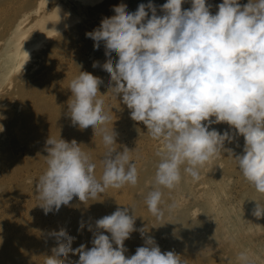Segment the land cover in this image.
Returning a JSON list of instances; mask_svg holds the SVG:
<instances>
[{"label": "clouds", "instance_id": "clouds-1", "mask_svg": "<svg viewBox=\"0 0 264 264\" xmlns=\"http://www.w3.org/2000/svg\"><path fill=\"white\" fill-rule=\"evenodd\" d=\"M184 2L166 0L160 6L163 15L157 14L151 0L134 12L120 4L113 7L114 15L85 33L94 41V49L103 43L106 62L92 66L110 74L107 93L116 100L120 97L130 118L146 126L147 134L162 146L156 152L153 189L145 198L157 220L179 207L175 201L166 205L162 190H175L185 176L198 182L201 170L224 153L264 195V0L243 5L239 0H223L215 14L207 0H191V8L182 10ZM113 53L118 57L115 62ZM102 83L100 77L79 71L69 82L67 102L72 125L92 127L94 135L102 138V175L97 177L91 155L76 140L49 136L46 168L35 183L37 205L46 215L68 206L74 197L88 204L109 188L138 183L140 154L134 158V150L117 144L112 109H106L99 91ZM221 123L229 129L211 127ZM240 136L243 154L236 155L226 143L239 147ZM130 208L131 215L129 207H118L95 221L91 248L81 244L73 249L75 237L66 229L51 231L56 246L44 264H189L174 251L162 252L148 228H135L137 216L134 206ZM251 215L264 217V204L256 201ZM84 227L81 222L78 230ZM134 231L140 232L144 245L126 257L124 242ZM70 253L78 254L79 260H68ZM237 259L240 264H254L248 252H240Z\"/></svg>", "mask_w": 264, "mask_h": 264}, {"label": "rangeland", "instance_id": "rangeland-1", "mask_svg": "<svg viewBox=\"0 0 264 264\" xmlns=\"http://www.w3.org/2000/svg\"><path fill=\"white\" fill-rule=\"evenodd\" d=\"M33 1L0 0V93L3 90L10 91L8 95L12 98L10 102H4L2 105L6 113L0 111V116L5 117L0 119V124L4 126V131L0 132V225L22 223L29 228L28 233L32 230L37 233L34 237H24L27 250L36 257L34 259L30 256L26 262L34 264L41 260V257L35 254L37 245H46L51 252L56 242L49 233L61 228L75 237L73 249L81 244L91 248L96 220L112 214L118 207H129L131 215L133 212L130 206H134L137 216L135 228H148V235L154 237L162 252L174 251L189 260V264H240L238 254L248 252L253 257L254 264H264V217L257 219L251 215L256 201L264 204V195L256 192L243 178L236 161L227 156V153L206 165L201 170L198 182H193L190 177L185 176L175 190H162L166 205L174 201L179 204L174 212L166 211L163 219L157 220L148 211L145 198L153 189L156 165L159 162L156 152L162 146L147 134L146 126L130 118V110L120 102V97L116 100L107 93L110 74L102 67L92 66L94 62H99L100 65L106 62L103 43L99 49H94V41L87 38L85 33L98 28L103 18L114 15V6L125 4L127 11L134 12L139 4H148L150 0H64V11L69 24L45 43L49 44L67 33L66 36L70 39L60 46L54 60H50L46 65L45 71L50 75L46 80L48 85L51 83L52 102L40 99V106L51 111L52 120L62 119L66 114L60 110L68 111L67 102L71 97L68 89L70 80L79 71L100 77L103 83L99 86V91L104 94L106 109H112L110 114L114 130L118 133L117 144L134 150V158L137 153L141 158L137 162V185L119 190L107 189L98 197V201H91L93 212L90 218L85 216L84 211L80 213L78 208L85 204L80 202L78 197H74L68 206H61L58 212H50L47 215L44 213L37 205L39 201L36 198L35 183L46 168V139L49 136H60L62 139L70 136L66 141L76 140L81 148L91 155L96 164L98 178L103 172L101 161L105 148L102 138L94 135L92 127L80 129L77 126L72 129L66 126L60 131L61 124L50 126L42 122L41 112H37V116L30 123L27 118L22 117L25 105L21 99H16V81L22 74H25V77L35 76L37 71L29 72L32 57L16 72L12 70L14 63L16 64L18 38L20 33L26 30L23 32L29 31L27 38L31 42H39L41 34L36 30V26H33L34 21L39 13L49 10L55 3V0H48L38 12L31 9ZM151 2L157 7V14L163 15L160 6L166 3V0ZM191 6V0H185L182 10L190 9ZM23 20V28H17L16 24ZM46 45L37 51L44 50ZM112 55L115 62L118 57L115 53ZM35 96L30 99L35 101ZM68 124L71 122L68 121ZM108 127L111 128L112 124ZM211 127L221 132L229 129L225 123ZM19 133L22 136H19ZM76 133L81 137H71V134ZM237 142L239 147L236 143H226V147L233 148L236 155H241L244 138L238 137ZM81 222H84L85 227L78 230ZM89 226L93 231H89ZM8 231L6 225L1 226L0 233L6 234ZM104 234L111 235L107 232ZM124 245L128 254L126 257H130L138 247L144 245V240L139 231H134L130 238L125 240ZM68 260L78 261L79 255L70 253Z\"/></svg>", "mask_w": 264, "mask_h": 264}, {"label": "bare ground", "instance_id": "bare-ground-1", "mask_svg": "<svg viewBox=\"0 0 264 264\" xmlns=\"http://www.w3.org/2000/svg\"><path fill=\"white\" fill-rule=\"evenodd\" d=\"M86 2L93 0H84ZM83 1V2H84ZM48 0H34L33 6H31L32 10H36L38 12L43 9ZM223 0H207V3L212 5L210 11L212 14H215L218 11L217 5L222 3ZM248 0H239L241 5L246 4ZM64 0H55V3L49 8V10H44V13H39L36 20L34 21L33 26H36V30L41 34L40 41L37 43L31 42L30 39L27 38L29 33L23 32V30L18 38V50L16 53V64L14 63L12 70L15 72L19 70V68L28 61L30 57H32L31 66L29 67V72H36L35 76H26L22 74L18 77L15 85L16 99L20 100L24 103L25 108L23 110L22 117L27 118L29 123L31 120L37 116V112L42 113V122L49 124L50 126H54L56 124H61L60 131H62L66 126L71 127L72 129H76L77 126H73L72 123L68 124V121L71 122L70 117L68 116V111L60 110L66 115L62 119H51L50 110L42 109L40 106V99H46L51 101V92L52 88L51 83L48 85L46 77L47 75L45 71L46 65L50 60H54L57 52L60 49V46L63 45L64 42H67L70 38L67 37L68 33L65 35H61L53 42L45 43L49 38L56 35L57 33L63 31L66 28V25L69 24L67 21V15L64 11ZM12 17V16H11ZM25 20L20 21L16 24L17 28H23V23ZM47 44V45H46ZM46 45L44 50H40L39 48ZM21 47V48H20ZM37 51V52H35ZM30 61V60H29ZM11 66V65H10ZM38 69V70H37ZM51 72V71H50ZM24 73V71H23ZM31 75V74H30ZM10 91L3 90L0 93V111L6 113V109L2 106L4 102H10L11 97L8 95ZM47 92V93H44ZM18 93V94H17ZM36 95V100L33 101L30 99L31 96ZM21 97V98H20ZM10 113H8V117ZM19 136H22L19 133ZM27 134L25 135V137ZM70 136L63 138L64 140L68 139ZM71 137L80 138V134L76 133V135L71 134ZM93 205L91 201L84 206L81 204L79 207L80 213L84 211L85 216L90 218L93 212ZM83 209V210H82ZM2 225H6L9 228V231L6 234L0 233V264H28L26 260L31 256L34 259L32 253L27 250V243L25 245L24 237H34L37 235L36 232L32 230L31 233H28L29 228L22 223L19 224H11L2 223L0 225V229ZM24 227V228H23ZM23 228V229H22ZM39 235V234H38ZM28 252H27V251ZM35 254L41 257V260L35 262L34 264H44L45 256H50L52 253L48 251V247L46 245H37L35 249ZM127 253H125L126 255ZM128 255V254H127ZM128 257V256H127Z\"/></svg>", "mask_w": 264, "mask_h": 264}]
</instances>
